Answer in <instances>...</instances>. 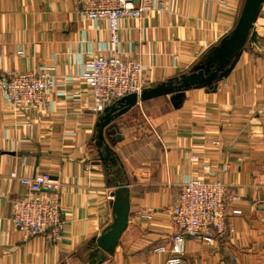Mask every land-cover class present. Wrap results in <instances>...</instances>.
Here are the masks:
<instances>
[{
	"label": "crops",
	"instance_id": "1",
	"mask_svg": "<svg viewBox=\"0 0 264 264\" xmlns=\"http://www.w3.org/2000/svg\"><path fill=\"white\" fill-rule=\"evenodd\" d=\"M244 2L166 0L164 8L121 21L120 52L146 66L149 87L182 74L207 77L215 69L211 49L236 26ZM251 32L256 39L230 72L212 86L187 89L181 107L172 92L120 115L116 162L96 163L103 113L90 110L92 93L80 74L87 59L110 47L106 22L89 19L77 0H0V80L12 70L45 69L55 82L47 105L28 113L0 90V264L161 261L151 245L173 232L165 209L195 177L220 178L227 196L240 199L230 204L237 212L229 229L211 243L190 239L182 264H264V3ZM41 169L62 182L66 227L57 243L26 236L11 220L12 201L28 193L20 177ZM115 183L126 187L120 195L128 224L110 252L94 240L119 215L121 203L107 197Z\"/></svg>",
	"mask_w": 264,
	"mask_h": 264
},
{
	"label": "built area",
	"instance_id": "2",
	"mask_svg": "<svg viewBox=\"0 0 264 264\" xmlns=\"http://www.w3.org/2000/svg\"><path fill=\"white\" fill-rule=\"evenodd\" d=\"M166 0H77L78 8L91 20H104L109 31L106 53L87 59L80 77L92 93L90 110L101 114L121 98L140 94L150 86L145 67L140 60L124 57L119 48L121 21L138 19L156 6L164 8ZM55 82L47 70L4 73L0 90L7 103L28 113L47 105ZM20 182L28 193L12 201L11 220L26 236L41 235L51 242L61 241L66 227L60 210L59 193L62 182L48 169L34 176H21ZM174 204L165 209L171 216L174 229L167 240L153 243L151 252L163 256L161 261L148 260L145 264H182L190 239L211 243L216 236L229 229L228 219L239 202L238 195L227 196V185L220 178L195 177L182 182ZM109 194L108 199H114ZM151 218V214H148Z\"/></svg>",
	"mask_w": 264,
	"mask_h": 264
},
{
	"label": "water",
	"instance_id": "3",
	"mask_svg": "<svg viewBox=\"0 0 264 264\" xmlns=\"http://www.w3.org/2000/svg\"><path fill=\"white\" fill-rule=\"evenodd\" d=\"M263 3L264 0H245L236 26L211 49L210 59L214 61L212 66H214L215 69L211 73H209L210 69H207V73H209L207 77H201V74L195 73L182 74L167 82H162L156 86L146 88L140 94L133 93L127 95L116 103L108 106L100 116L98 122V145L102 150L99 152L101 158L98 159L96 163H100L102 160L113 163L116 162L115 153L113 147H111L120 139L119 136H114L118 129V124L115 120L120 115L127 112L138 101L175 92L171 100L173 105L179 108L183 103L185 91L187 89L193 86H212L217 79L225 77L234 66L248 39H256V34L255 32H251V29ZM114 186L115 190L112 192L114 196V206L121 203L119 215L113 227L107 229V232L101 234V236L94 240L99 246L110 252H112L114 247L118 244L119 238L128 224V201L123 199L120 195V192L126 190V187L120 186L117 183H115ZM102 259H104V257H102Z\"/></svg>",
	"mask_w": 264,
	"mask_h": 264
},
{
	"label": "rangeland",
	"instance_id": "4",
	"mask_svg": "<svg viewBox=\"0 0 264 264\" xmlns=\"http://www.w3.org/2000/svg\"><path fill=\"white\" fill-rule=\"evenodd\" d=\"M213 68H215L214 66H213ZM211 70H212V68H210Z\"/></svg>",
	"mask_w": 264,
	"mask_h": 264
}]
</instances>
